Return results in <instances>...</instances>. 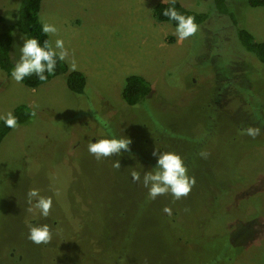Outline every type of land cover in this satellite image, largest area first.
Instances as JSON below:
<instances>
[{"label": "rangeland", "instance_id": "obj_1", "mask_svg": "<svg viewBox=\"0 0 264 264\" xmlns=\"http://www.w3.org/2000/svg\"><path fill=\"white\" fill-rule=\"evenodd\" d=\"M160 1L170 0L42 1V23L57 25L66 61L87 77L84 94L65 75L30 88L0 67V116L20 104L35 110L0 145V264L264 263V120L253 118L264 107V65L237 37L242 26L264 41V7L229 0L235 20L212 0H180L208 13L181 41L154 15ZM21 4L0 0L16 61ZM130 74L153 87L136 105L122 97ZM241 120L260 134L247 135ZM109 133L130 137L131 151L97 160L89 139ZM155 149L185 158L196 179L186 197L148 196L142 178ZM32 188L53 198L48 217L29 204ZM164 205L181 215L169 219ZM45 223L51 240L34 244L29 225Z\"/></svg>", "mask_w": 264, "mask_h": 264}, {"label": "clouds", "instance_id": "obj_2", "mask_svg": "<svg viewBox=\"0 0 264 264\" xmlns=\"http://www.w3.org/2000/svg\"><path fill=\"white\" fill-rule=\"evenodd\" d=\"M163 15L169 20L176 22V35L179 40L194 36L199 30V24L194 15H185L176 10L175 7L166 9ZM42 32L46 35L56 36L57 38L46 39L43 42L34 36L23 37V43L19 47V59L15 62L11 77L17 83L23 82L26 77L35 75L40 81H46L49 75L56 71L58 62L66 61L70 52L65 45V40L57 34L59 29L55 23L43 22ZM70 69L75 71L77 64L73 60ZM5 127L15 129L18 124L17 117L12 111L5 116H0ZM258 127H248L245 132L247 135L255 138L260 134ZM132 139L128 136L118 137L111 133L104 138H90L88 142V152L93 154L97 160L108 158L114 154L119 155L123 152H130ZM156 162L151 170L143 174V185L148 189V196L156 199L158 196L171 193L174 199L179 200L186 197L194 187L196 179L189 174V169L185 163V158L174 151L152 152ZM201 155H207L202 153ZM114 167H121L120 161H116ZM133 180L141 181V173L132 171ZM28 202L40 211V215L48 217L53 207V198L43 196L40 190L32 188L28 191ZM164 212L171 215L172 209L165 207ZM52 238V230L49 224L29 225L28 239L34 244L40 245L48 243Z\"/></svg>", "mask_w": 264, "mask_h": 264}, {"label": "trees", "instance_id": "obj_3", "mask_svg": "<svg viewBox=\"0 0 264 264\" xmlns=\"http://www.w3.org/2000/svg\"><path fill=\"white\" fill-rule=\"evenodd\" d=\"M43 0H22V4L18 11V21L17 26L19 30L26 36H34L43 42L46 39H51L50 35H46L42 32V21L40 18V12L42 9ZM251 7H264V0H245ZM215 10L219 13L229 14L231 18L235 19V14L230 10L229 0H212ZM237 6H240L238 0ZM216 5V6H215ZM171 7H175L176 10L185 15H194L196 22L199 27L205 23L208 19V13L200 12L198 9L189 8L184 5L180 0H170V1H160L154 6V15L159 21H169L174 26H176L175 21L169 20L168 17L163 15V12ZM2 16L0 14V22ZM236 20V19H235ZM237 37L243 44L245 51L251 53L257 61L264 65V41H258L254 35L242 26L237 28ZM14 43V36L12 30H7L0 32V67L10 75L11 70L16 62L11 55V49ZM65 75V80L68 88L77 94H84L88 85V80L84 72L80 70L72 71L70 65L67 61L58 62L56 71L53 75L48 76V80L53 77ZM46 81H40L35 75L31 77H26L23 83L30 87L36 88ZM239 89L241 86L239 85ZM153 92V87L151 83L142 75L130 74L126 78L125 86L122 91L123 99L129 105H136L145 97ZM239 98V97H238ZM240 98L243 100L242 96ZM256 108V107H255ZM255 116L253 118L264 120V107H257L255 109ZM14 115L17 117L18 124L28 123L35 114V110L26 104H20L15 107L13 111ZM240 127H246L247 122L244 123L243 120L237 122ZM250 125V124H249ZM258 126L260 124L258 123ZM249 127V126H248ZM247 127V128H248ZM246 128V129H247ZM261 129L264 131V124H262ZM12 128L5 127L3 121L0 120V145L5 139V137L12 131ZM164 208L167 206H163ZM173 207H170L173 212L171 215H167L169 219L176 220L181 214ZM219 259V258H218ZM216 264L215 261L211 262ZM264 264V263H259Z\"/></svg>", "mask_w": 264, "mask_h": 264}, {"label": "crops", "instance_id": "obj_4", "mask_svg": "<svg viewBox=\"0 0 264 264\" xmlns=\"http://www.w3.org/2000/svg\"><path fill=\"white\" fill-rule=\"evenodd\" d=\"M81 71V70H80ZM82 72H84V71H82Z\"/></svg>", "mask_w": 264, "mask_h": 264}]
</instances>
